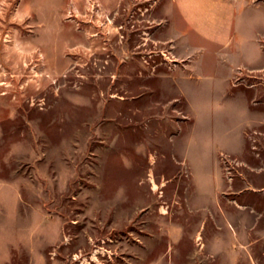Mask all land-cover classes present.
<instances>
[{
    "label": "rangeland",
    "instance_id": "rangeland-1",
    "mask_svg": "<svg viewBox=\"0 0 264 264\" xmlns=\"http://www.w3.org/2000/svg\"><path fill=\"white\" fill-rule=\"evenodd\" d=\"M0 0V264H264V0Z\"/></svg>",
    "mask_w": 264,
    "mask_h": 264
},
{
    "label": "crops",
    "instance_id": "crops-1",
    "mask_svg": "<svg viewBox=\"0 0 264 264\" xmlns=\"http://www.w3.org/2000/svg\"><path fill=\"white\" fill-rule=\"evenodd\" d=\"M188 1H190V0H184V1H182L181 4H183L184 8H186L188 10V12H189L188 8H191V7H190L189 3H186ZM189 15H190V12H189Z\"/></svg>",
    "mask_w": 264,
    "mask_h": 264
}]
</instances>
